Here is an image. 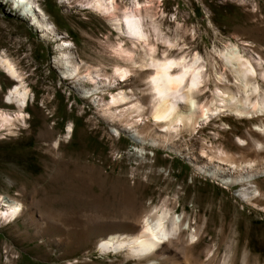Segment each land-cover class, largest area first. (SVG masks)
Listing matches in <instances>:
<instances>
[{"label":"rangeland","instance_id":"rangeland-1","mask_svg":"<svg viewBox=\"0 0 264 264\" xmlns=\"http://www.w3.org/2000/svg\"><path fill=\"white\" fill-rule=\"evenodd\" d=\"M86 1L34 0L62 38L56 42L42 38L10 3L0 2V57L15 65L34 102L25 123H16L11 131L0 128V198L23 206L13 224L0 223V264H133L124 253L98 254L95 243L112 233L132 234L146 212L162 201L194 229L196 241L184 251L190 263L197 258L207 263L206 252L219 249L209 263L219 264L232 245L233 264H241L245 249L249 264H264V199L256 206L246 204L235 196L239 188L223 187L190 162L204 147L238 157V139L255 138L249 130L258 120L227 114L213 119L197 134L182 136L179 154L141 148L127 132L113 133L114 125L97 105L122 93L144 100L142 83L149 68H131L125 81L113 80L111 87L106 82L84 99L76 88L96 86L61 80L53 64L57 44L65 40L74 58L97 69L105 81L116 64L126 66L110 54L117 45L135 60L148 59L150 49L158 60L184 58L190 63L196 55L205 74L210 67L220 72L216 52L229 44L264 65V0H114L117 16L139 5L145 43L125 37L120 23L93 12ZM226 79L231 81L228 75ZM212 80L204 79L195 95L198 103L211 99ZM258 84L264 89L260 79ZM14 85L0 70V110L11 115L16 109L5 106L3 99ZM68 126L73 130L69 136ZM245 151L244 160H253L254 154ZM255 183L264 193V178ZM59 215L66 220L62 233L56 228ZM91 217L94 221L88 224ZM98 220L103 224H92ZM43 230L48 234L41 237ZM192 231L183 229L171 244H190ZM42 239L46 244H39Z\"/></svg>","mask_w":264,"mask_h":264},{"label":"bare ground","instance_id":"bare-ground-1","mask_svg":"<svg viewBox=\"0 0 264 264\" xmlns=\"http://www.w3.org/2000/svg\"><path fill=\"white\" fill-rule=\"evenodd\" d=\"M0 2L10 3L12 10L19 17L27 20L30 27L42 38L51 42L62 39L55 33L34 0H0ZM85 6L120 23L121 32L128 39L146 42L140 24L141 17L137 13L139 8L137 3L132 10H125L120 16L116 15L114 0H87ZM61 41L57 44L53 59L61 80L71 81L78 86L91 82L96 86L94 90L76 88L84 99L97 94L100 86H105L106 82L111 87L113 80L125 81L130 76L131 68H149L150 71L147 72V77L142 83L143 93L146 95L144 100L132 99L122 93L112 95L109 102L97 105L102 117L108 124L114 125L113 133L121 130L127 132L129 138L141 148L150 147L156 151L167 150L179 154L183 149V145L179 142L182 136L197 134L201 126L210 123L213 119L227 114L238 120H258L259 123L249 130L255 138L238 139V157L227 154L221 149L204 147L205 149L201 148L200 155L190 159V162L198 173L220 182L223 187L239 188L235 196L244 203L256 206L255 203L264 199V193L255 183L257 179L264 178V124L261 121L264 118V89L258 84V79L264 82V65L261 64L260 58L244 57L238 54L233 45H225L216 52L221 60L220 72L210 67V71L205 74L203 67L197 64L200 59L196 55L190 63H186L184 58L158 60L153 58V50L150 49L149 54H145L148 59L142 56L135 60L130 51L117 45L111 48L110 54L115 59L122 60L126 66L123 68L116 64L112 76L105 78V81L101 79L103 75L99 74L97 69L86 66L74 58L69 49V42ZM0 70L6 78L15 83L4 97L3 104L16 110L12 115L0 110V128L11 131L16 123H25L28 117L26 110L33 101L23 86L15 65L3 56L0 57ZM227 75L231 77V81L226 79ZM210 77H213L211 99L205 103H198L195 95L200 91L204 79ZM122 105L126 108L119 110L118 107ZM149 120L152 121V126L147 125ZM139 124H143V127L138 128ZM69 133H73L70 126L67 127V136ZM58 142L59 140H55L53 146L56 147ZM245 150H250L254 154L253 160H244ZM260 208L264 211L263 207ZM22 213L21 203L0 198V223L13 224ZM87 220L88 224L94 221L92 217ZM57 222L59 223L56 227L57 231L64 232L66 220L62 215L58 216ZM92 224L102 225L103 222L98 220ZM185 228L188 231L193 230L188 236L190 244H171L172 241H177ZM46 234L48 231L43 230L41 237ZM195 237L194 229L189 222H183L182 216L174 215V212L166 207L165 201H162L159 207L146 212L132 234H109L95 243V250L102 256H118L124 253L127 257L126 261L133 264L212 263L219 249L214 253H211V250L206 252L207 263L199 262V258L190 263V259L185 257L184 251L196 241ZM39 244L46 242L42 239ZM233 249L234 246H227V251L219 264H233V253L236 248L234 252ZM231 253L232 257L229 256ZM249 260L248 251L245 249L241 264H249Z\"/></svg>","mask_w":264,"mask_h":264}]
</instances>
